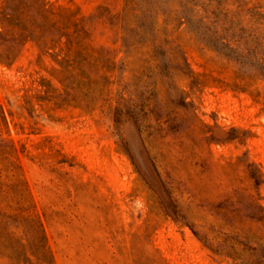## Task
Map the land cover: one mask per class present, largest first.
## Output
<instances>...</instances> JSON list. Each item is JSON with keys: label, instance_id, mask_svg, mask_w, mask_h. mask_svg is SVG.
<instances>
[{"label": "rangeland", "instance_id": "obj_1", "mask_svg": "<svg viewBox=\"0 0 264 264\" xmlns=\"http://www.w3.org/2000/svg\"><path fill=\"white\" fill-rule=\"evenodd\" d=\"M46 1L69 43L1 28L0 264H264V0Z\"/></svg>", "mask_w": 264, "mask_h": 264}, {"label": "trees", "instance_id": "obj_2", "mask_svg": "<svg viewBox=\"0 0 264 264\" xmlns=\"http://www.w3.org/2000/svg\"><path fill=\"white\" fill-rule=\"evenodd\" d=\"M36 3H38V7L34 6ZM48 5L49 3L46 0H27V2L23 0L5 1L0 8V38H9L10 40L9 36L6 37L1 32V28L7 25L17 31L26 41H34L39 47L49 44L58 45L65 38L69 43L70 37L75 34V31L73 33L67 31L68 28L61 22V18H63L62 14L54 12ZM74 27L78 28L76 25ZM8 52L9 55L6 58H10L9 56H11L10 51ZM69 66L72 65L69 64ZM1 117L4 116L0 109V119Z\"/></svg>", "mask_w": 264, "mask_h": 264}]
</instances>
